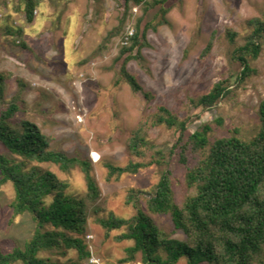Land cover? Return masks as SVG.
I'll return each mask as SVG.
<instances>
[{
  "label": "rangeland",
  "instance_id": "1",
  "mask_svg": "<svg viewBox=\"0 0 264 264\" xmlns=\"http://www.w3.org/2000/svg\"><path fill=\"white\" fill-rule=\"evenodd\" d=\"M155 1L148 0L153 5L146 10L134 2L127 7L125 0H43L36 19L28 22L24 0H0V73L9 74L6 100L0 102V109L17 95L22 80L26 85L16 119L37 122L52 137L54 149L90 159L94 165L101 198L91 207L88 231L83 236L91 250L85 264H143L141 256L122 262L133 241H116L121 231L108 232L97 219L110 211L124 217L133 215L134 206L127 204L132 188L143 191L139 203L146 205L162 168L154 164L136 174L108 180L105 163L126 165L130 160H142L130 153L129 140L160 105L170 108L180 120L188 119V133L210 122L212 139L229 136L236 127L242 136L252 138L261 126L264 49L252 62L255 72L243 82H236L241 66L232 54L251 32L249 20L264 17V0H167V23L148 31L149 45L142 49L143 58L129 62L130 72L143 86L135 92L128 82L119 80L123 62L119 55L130 44L139 18L141 28L161 21L162 5ZM21 28L27 48L19 42L17 32H9ZM228 31L237 33L234 42ZM220 81L230 82L231 93L217 105L204 109L193 103ZM145 92L151 94L150 99ZM148 134L155 145L152 153L169 151L181 131L150 122ZM194 159L191 155L190 164ZM40 165L68 182L69 192L83 195L87 191L79 167L65 172L56 164ZM171 169L176 197L182 202L195 188L186 185V168L177 156L171 159ZM13 198V185L7 183L0 202V244L8 251L23 246L35 228L29 213L12 221ZM155 219L163 228L173 230L170 216L155 215ZM173 236L186 239L183 232ZM76 255L72 251L69 257ZM177 264H187V259L183 257Z\"/></svg>",
  "mask_w": 264,
  "mask_h": 264
},
{
  "label": "trees",
  "instance_id": "2",
  "mask_svg": "<svg viewBox=\"0 0 264 264\" xmlns=\"http://www.w3.org/2000/svg\"><path fill=\"white\" fill-rule=\"evenodd\" d=\"M166 1H155L162 5L161 21L141 28L139 18L130 44L120 51L123 62L119 80L124 79L135 92L143 90V86L130 72L129 62L143 58L142 49L149 45L148 31L167 23L165 16L170 8L164 6ZM42 2L24 0L28 22L36 19ZM132 2L144 5L146 10L153 5L148 0H125L127 7ZM248 23L251 32L232 54L241 66L236 82L245 81L255 72L252 62L264 49V17L252 18ZM9 32H17L19 42L27 48L22 41V28ZM228 35L234 42L237 33L228 31ZM211 46L212 43L205 51ZM8 78L9 74L0 73V102L6 100ZM19 83L17 95L0 109V202L2 187L12 183V221L29 213L35 228L23 246L8 251L0 244V264H85L91 250L83 236L88 231L91 207L101 198L100 186L93 175L94 165L90 159L54 149L52 137L37 122L16 119L26 85L22 80ZM230 86V82L220 81L193 103L204 109L212 108L231 93ZM144 95L151 98L148 92ZM259 116L261 126L252 138L242 136L236 127L231 135L212 139L214 130L210 122L188 133L189 120H180L165 105L159 106L152 119L139 124L129 140V151L142 160H130L126 165L105 163L107 178L136 174L156 164L162 168L160 179L146 198L145 206L139 203L143 191L134 188L129 191L127 204L134 206L133 215L124 217L110 211L108 216L97 219L108 232L121 231L115 236L116 241H133L126 247L122 262L141 256L143 264H177L183 257L187 264H264V100ZM150 122L181 131L169 151L157 149L150 153L155 147L148 134ZM191 155L195 158L193 164ZM174 156L186 168V185L195 188V193L182 202L176 197L171 169ZM41 163L56 164L65 172L79 167L85 175L87 191L83 195L69 192L70 184L54 171L44 170ZM155 215L170 216L173 230L160 226ZM174 232H183L186 239L174 237ZM72 251L76 257H69Z\"/></svg>",
  "mask_w": 264,
  "mask_h": 264
}]
</instances>
